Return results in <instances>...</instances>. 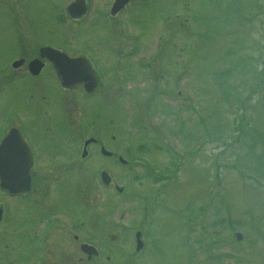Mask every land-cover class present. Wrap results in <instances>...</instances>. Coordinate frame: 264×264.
<instances>
[{
	"label": "rangeland",
	"instance_id": "rangeland-1",
	"mask_svg": "<svg viewBox=\"0 0 264 264\" xmlns=\"http://www.w3.org/2000/svg\"><path fill=\"white\" fill-rule=\"evenodd\" d=\"M68 1L0 0V67L22 54L17 38L27 51H90L108 76L85 109L47 74L0 73V119L20 115L33 145L56 150L38 181L64 185L38 205L3 198L0 264H264V0H132L120 22L104 12L110 0H93L96 11L76 24L63 18ZM112 39L137 53L117 60ZM88 137L127 162L97 144L84 154ZM67 148L72 163H54ZM72 216L87 222L99 255L88 257L68 229L44 238L33 224ZM136 230L145 236L139 251Z\"/></svg>",
	"mask_w": 264,
	"mask_h": 264
},
{
	"label": "flooded vegetation",
	"instance_id": "flooded-vegetation-1",
	"mask_svg": "<svg viewBox=\"0 0 264 264\" xmlns=\"http://www.w3.org/2000/svg\"><path fill=\"white\" fill-rule=\"evenodd\" d=\"M113 2L114 0H110L108 2L107 6H105L106 10L104 12L109 18V20L111 21L115 20L118 22L121 17H124L122 13L127 8L130 2L126 4L125 6H123L117 13L112 14L111 7H112ZM64 11L65 13L63 14V18L65 20L68 19V21L70 20L69 22L76 24L80 21H84L87 17H91V14L94 13L96 10L94 9L93 0H91V2L90 0H69L64 7ZM11 12L15 13L17 11H11ZM70 12L74 13L72 14L74 17L71 16ZM19 30L21 29L17 26L12 28L11 30V32L15 35V38ZM28 31L30 32V34H32L31 28H29ZM16 41H17L16 44L18 45V52H19L18 54H20V52L22 54L17 57H14V55H16L14 54L10 58L9 64H7L4 67H0V73L5 71L8 73L10 78L23 77L26 75L39 77V76H42L43 74H47L51 78V82L55 86V89H57L61 93V95L65 93L69 94L73 92L75 94L76 100L78 101V104H82L85 109L86 107H90V105L92 106L94 100H98V96L95 98L96 94L94 91L99 86L101 87L104 84H106L108 76L106 75L104 70L101 68V66L97 63V57L92 52L87 51V50H84L83 52H81L80 50L77 52H66V51H62V50L52 47L56 50H59L61 52L60 53L58 51L43 49V47L45 46L51 47L49 46V43H42V44L40 43V45L36 49H32V50L29 49V51H27V50H24L23 48L20 49L21 47H23L22 46L23 42L20 39L16 38ZM12 42L14 41L12 40ZM111 44L112 46L109 47V52L112 55L113 53H115V55L118 56L117 60L119 61H121V58L123 57H129V56L132 57L134 56V54L137 53L135 44L128 45L130 48L127 51H125L126 46L125 45L122 46L118 44L117 39L116 40L112 39ZM17 60H21L20 63H16ZM32 62H37V63L34 64ZM129 62L131 63V61ZM146 66H148V64ZM138 67H142V63H139ZM21 68L23 69L20 70ZM33 70H36L37 72L33 73ZM75 73H79V74L82 73V75L80 76L85 77L84 80L88 79L87 85L85 81L84 82H78V81L71 82L70 81L71 82L70 84L63 86L58 80V74L60 76H65V77L67 76L76 77L77 75H75ZM0 77L2 76L0 75ZM2 78H5V77H2ZM2 81L5 82V80H2ZM0 94H2V92ZM61 95L60 97H62ZM42 96L47 100L45 95H42ZM61 99L63 102L64 99L63 98ZM58 100H60V98H58ZM64 103H63V107L60 109L59 112L60 114H64V120L66 122L68 120L66 116L67 114L66 111H69L70 109H69V104H66L65 101ZM43 109H46L44 110L45 116L47 117L52 116V111L49 108V103H46ZM20 121H23L22 117L20 115L16 117L15 113L13 114L10 113L9 116H6L0 119V142L11 132V130H16L15 135H14L16 137L12 139V141L9 143L6 149L7 151L5 153L6 158H4L1 161L2 168L6 171L8 170L9 172H13V175L10 177L9 180L8 178L4 180V182L2 183L3 187L0 186V215L5 210V207H6L3 201V198L5 199L13 198L14 200H17L16 201L17 205H22L23 202L25 203L26 201H29V200L33 202L35 205H38L39 203L37 202L40 200L39 199L40 196L44 198L46 192L49 193L50 190L53 191V194L54 193L59 194L60 191L62 190V187H64L62 182L60 184L55 183L53 187L50 184L52 188L47 187L46 185L45 187H43L42 182L38 181V178H40L39 176L40 168L41 169L43 168L52 169L51 161L46 156L53 155L54 153H56V150H54V152L46 151L45 148L42 149L39 146L37 148L35 145H33L32 141L22 132L21 124L19 123ZM44 129L47 133L51 132L49 130L50 129L49 123L45 124ZM18 132L26 139L30 147L31 157L30 159H28L27 162L23 158L20 159L21 155H23L24 153L23 146H22L24 145V142L22 141L23 142L22 145L18 143L17 141ZM15 138H16V141L14 140ZM86 139L87 138L84 139V142ZM94 144H97L98 146H100V148L104 146V144H101L100 139L99 140L92 139L91 142L87 146L88 152H89L90 147L94 146ZM65 152L67 154L66 159H63V156L61 155H59L58 157L56 154L55 156L52 157L54 160V163L57 161L58 162L61 161V163L62 162L64 163L66 161H68V163L70 162L72 163L74 156H72L71 153H73V151H71L70 148L69 149L67 148ZM102 154L110 158H113L112 160L116 164H119V161H118L119 155L117 152H112V154H109V155L104 154V153ZM98 165H99V162L97 166ZM24 170H27L30 176L29 186L27 187H26L27 183L25 181V177H23ZM8 187L13 188L14 191L12 192L9 191ZM110 187L111 186L109 184L108 187L106 188L108 189ZM19 201L21 202V204ZM17 208L19 209V213L24 212V207L18 206ZM44 209L45 208L41 205L42 212H44ZM61 210H62V213H65L67 215L69 214V210H67L66 208H63ZM84 210L85 208H83V211ZM55 213L58 215V213L60 212L57 210ZM60 217H65V216L61 214ZM71 218L73 220L68 221V222L64 221L65 219L45 218L44 224H41L39 220L34 219L33 224H34V227H37V226L42 227L44 238L48 237L53 232L59 229H63V230L68 229L72 233V235L75 237L76 240L77 239L83 240L81 241L80 249L82 247V244L85 242L94 243L93 240L88 239L89 234L87 236L86 235L87 232L83 231V227L86 225L87 222H85L84 220L77 222V220H75L77 219L76 216L75 217L72 216ZM21 224H22V221H21ZM46 240L47 239L41 240L42 244H46ZM42 247L44 249V246ZM87 256L90 257L88 254Z\"/></svg>",
	"mask_w": 264,
	"mask_h": 264
},
{
	"label": "water",
	"instance_id": "water-1",
	"mask_svg": "<svg viewBox=\"0 0 264 264\" xmlns=\"http://www.w3.org/2000/svg\"><path fill=\"white\" fill-rule=\"evenodd\" d=\"M128 0H116V2L114 3V6H113V9H112V12H116L117 10H119L126 2H127ZM49 49V48H48ZM45 50H47V49H45ZM60 80L63 82V83H65V84H67V83H69L70 82V80H71V78H69V77H65V76H61L60 77ZM21 141H22V137L21 136H19L18 137ZM24 176H25V174H24ZM2 179V177L0 176V180ZM121 190V189H120ZM138 236V235H137ZM236 236L238 237V238H241V234L240 233H236ZM138 248H140L141 247V243H140V239H139V236H138Z\"/></svg>",
	"mask_w": 264,
	"mask_h": 264
},
{
	"label": "bare ground",
	"instance_id": "bare-ground-1",
	"mask_svg": "<svg viewBox=\"0 0 264 264\" xmlns=\"http://www.w3.org/2000/svg\"><path fill=\"white\" fill-rule=\"evenodd\" d=\"M20 61H21V60H17L16 63H20ZM75 75L80 76V75H82V73H81V74H79V73H75ZM105 82H106V80H105ZM104 85H105V84H104ZM89 138L93 139V137H89ZM96 169H97V167H96ZM7 171H8V170H7ZM5 174H7V173H6V170H2V171L0 172V176L3 177V178H4V175H5ZM99 175H100L101 177H103V178H106V177H107V174H106V173H103V172L100 173ZM81 249H82L83 252L86 251V248H84V247H81ZM137 250H139V248H138ZM110 256H111V255H110ZM111 258H112V256H111ZM111 258H110V259H111Z\"/></svg>",
	"mask_w": 264,
	"mask_h": 264
}]
</instances>
